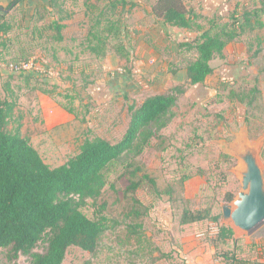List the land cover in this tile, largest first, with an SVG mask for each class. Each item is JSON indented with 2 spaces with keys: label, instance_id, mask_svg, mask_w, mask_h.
I'll return each instance as SVG.
<instances>
[{
  "label": "rangeland",
  "instance_id": "374dc122",
  "mask_svg": "<svg viewBox=\"0 0 264 264\" xmlns=\"http://www.w3.org/2000/svg\"><path fill=\"white\" fill-rule=\"evenodd\" d=\"M185 2L194 12L190 31L168 26L137 31L134 14L140 7L127 2V10L134 9L128 18L112 6L121 0H54L51 12L31 15L29 7H21L0 16V25L9 26L0 36V99L15 105L8 129L20 130L52 168L76 156L87 140L118 143L128 129L131 105L185 84L197 53L180 45L200 30L234 28L246 12L259 23L216 55L213 74L188 89L163 139L153 140L136 159L137 167L170 193L158 197L143 186L135 202L127 190L139 178L126 162L113 165L103 197L81 208L107 226L99 250L90 254L71 247L64 264H189L192 251L213 248L223 222L181 225L184 210L222 214L225 195L241 189L234 174L238 160L226 146L243 133L251 144L264 140V0ZM111 20L133 29L105 32ZM92 34L102 41H93ZM28 63L30 71L10 68ZM260 161L264 166V145ZM234 234L235 240L220 248L235 249L243 261L257 254L264 226L251 236ZM46 247L41 244L36 252ZM11 254V248L0 249V264H31L29 257L12 260Z\"/></svg>",
  "mask_w": 264,
  "mask_h": 264
},
{
  "label": "trees",
  "instance_id": "16d2710c",
  "mask_svg": "<svg viewBox=\"0 0 264 264\" xmlns=\"http://www.w3.org/2000/svg\"><path fill=\"white\" fill-rule=\"evenodd\" d=\"M21 1L15 0L9 8ZM127 2L121 0L122 4L112 6L116 10L121 7L123 14H127ZM51 3L54 9V0ZM41 9L51 12L47 7L37 12ZM154 12L171 27L188 31L194 28V12L187 7L185 0H157ZM242 20L236 19L234 28L230 25L219 33H213L211 29L200 30L197 38L182 43L180 49L195 50L197 53L196 59L186 68L185 84L131 105L128 129L118 143L101 138L87 140L76 156L56 168L44 161L20 130L9 131V120L15 105L0 99V249L11 248L12 260L29 257L31 264H64L71 247L96 254L107 226L101 219L88 217L81 208L88 200L97 202L103 197L108 185L107 170L121 162H126V168L132 169L131 174L139 178L138 181H130L127 190L135 202L138 199L134 195L143 186L149 187L158 197L169 194L170 191H161L156 180L142 167H137L135 161L153 140L163 139L161 133L176 118V109L188 89L205 83L213 74L211 63L216 55L247 30L259 27L253 13H244ZM109 23L111 27L105 32L112 29L119 33L124 31L125 24L121 20ZM54 28L61 34L60 26L54 23ZM8 32L9 26L2 23L0 36ZM92 38L93 41H102L98 34H92ZM97 49L99 47H92L93 51ZM254 100L252 98L251 103ZM234 197L233 193H227L224 201L229 203ZM210 219L221 221L222 214L213 217L212 209H186L180 224L191 225ZM234 238L233 229L221 223L212 246L216 250L215 258L222 264H240L235 249L223 251L220 248ZM41 244L47 245L45 251L36 252Z\"/></svg>",
  "mask_w": 264,
  "mask_h": 264
},
{
  "label": "water",
  "instance_id": "95a60500",
  "mask_svg": "<svg viewBox=\"0 0 264 264\" xmlns=\"http://www.w3.org/2000/svg\"><path fill=\"white\" fill-rule=\"evenodd\" d=\"M4 11L3 8H0ZM264 140L251 144L246 134L239 136L227 153L238 160L234 174L241 189L229 203H223V225L240 236H251L264 226V166L260 161Z\"/></svg>",
  "mask_w": 264,
  "mask_h": 264
},
{
  "label": "crops",
  "instance_id": "0c3cea01",
  "mask_svg": "<svg viewBox=\"0 0 264 264\" xmlns=\"http://www.w3.org/2000/svg\"><path fill=\"white\" fill-rule=\"evenodd\" d=\"M15 0H0V8H3L4 11L0 10V16L7 15L16 9H21V7H25L30 9V14L33 15L37 12L38 9L47 7L50 11L53 10L51 7V0H22L17 6H12L9 8ZM132 5L139 6L138 11L134 14L135 17V29L137 31L146 32L153 31L156 32L160 30V28L164 26L171 27L163 22V20L156 16L154 12V6L157 0H127ZM134 9L131 7L128 8V18L132 16V12ZM3 19V18H1ZM133 29L129 23L125 24L124 29ZM174 28V27H171ZM259 249L257 250V254L253 257H249L245 260L240 259V264H264V240L260 241ZM216 250L213 247L210 249H197L192 251L190 254V263L189 264H222V262L215 258ZM238 254V253H237ZM239 256V255H238Z\"/></svg>",
  "mask_w": 264,
  "mask_h": 264
},
{
  "label": "built area",
  "instance_id": "2783aa9c",
  "mask_svg": "<svg viewBox=\"0 0 264 264\" xmlns=\"http://www.w3.org/2000/svg\"><path fill=\"white\" fill-rule=\"evenodd\" d=\"M31 66L32 65L30 63L23 64V65H20V66L12 64L10 66V68H11L12 71L19 73L20 71H30Z\"/></svg>",
  "mask_w": 264,
  "mask_h": 264
}]
</instances>
